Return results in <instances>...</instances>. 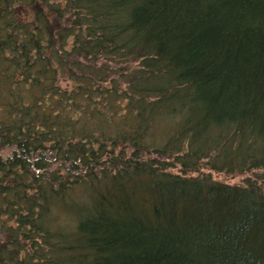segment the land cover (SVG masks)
Here are the masks:
<instances>
[{
    "label": "trees",
    "instance_id": "trees-1",
    "mask_svg": "<svg viewBox=\"0 0 264 264\" xmlns=\"http://www.w3.org/2000/svg\"><path fill=\"white\" fill-rule=\"evenodd\" d=\"M0 264H264V0H0Z\"/></svg>",
    "mask_w": 264,
    "mask_h": 264
},
{
    "label": "rangeland",
    "instance_id": "rangeland-1",
    "mask_svg": "<svg viewBox=\"0 0 264 264\" xmlns=\"http://www.w3.org/2000/svg\"><path fill=\"white\" fill-rule=\"evenodd\" d=\"M252 173V172H250ZM244 174V175H240V176H231L225 173H213V175L221 180H225L227 182L230 183H242L243 179L247 176V175H252V174Z\"/></svg>",
    "mask_w": 264,
    "mask_h": 264
}]
</instances>
